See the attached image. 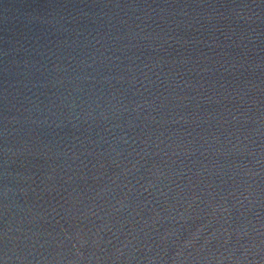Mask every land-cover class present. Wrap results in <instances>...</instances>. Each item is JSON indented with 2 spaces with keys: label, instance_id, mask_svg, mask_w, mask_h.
<instances>
[{
  "label": "water",
  "instance_id": "1",
  "mask_svg": "<svg viewBox=\"0 0 264 264\" xmlns=\"http://www.w3.org/2000/svg\"><path fill=\"white\" fill-rule=\"evenodd\" d=\"M0 264H264V0H0Z\"/></svg>",
  "mask_w": 264,
  "mask_h": 264
}]
</instances>
